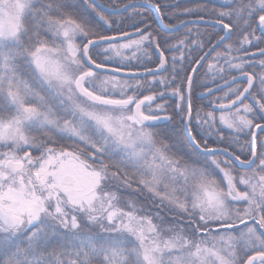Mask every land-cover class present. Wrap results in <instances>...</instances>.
Masks as SVG:
<instances>
[{
    "label": "rangeland",
    "instance_id": "374dc122",
    "mask_svg": "<svg viewBox=\"0 0 264 264\" xmlns=\"http://www.w3.org/2000/svg\"><path fill=\"white\" fill-rule=\"evenodd\" d=\"M32 1L0 0L2 263L17 264L11 255L5 256L6 239L37 224L41 218L58 228L73 230L86 221L99 231L127 233L139 243L145 264H213L216 259L213 255L217 256L220 251L217 249L230 247L239 236L245 240L254 237L252 227L197 240L186 233L188 229L202 232L213 224L226 225L250 215L256 209L251 178L248 174L242 175L240 183L244 188L236 187L233 170L225 168L223 171L222 168L227 177L224 187L202 173L180 171L177 163L155 145L148 124L136 116L134 104L111 106L95 103L79 94L75 82L88 72L90 76L84 81L88 91L105 99L129 100L128 96L117 98L114 94L127 91L126 81L115 77L117 75L88 69L82 49L91 38L77 24L55 22L51 40L46 41V45L38 50L24 47L20 40L22 17ZM146 43L147 39L139 35L97 46L94 53L103 63L111 65L117 56L147 55ZM27 69H30L29 76L22 74ZM235 93V96L239 94ZM229 100L223 97L220 102ZM134 101L136 104L141 100ZM44 104L46 110H42ZM154 109L143 114L155 117ZM62 110L63 118L59 115ZM36 123L85 141L90 132L101 135L104 145L113 144L143 168L152 200L138 202L135 196L120 195L119 189L131 188V185L96 160L101 149L93 141L87 143H91L96 156L91 152L77 160L54 146H43L38 154L23 153L25 147L31 146L26 137L27 128ZM13 163L22 166L16 168ZM66 174H73L75 182L64 184ZM181 188L191 196V201L179 197L176 190ZM246 201L248 204L241 212L236 203ZM161 205L187 215L189 226L185 227L178 219L167 220ZM248 244L263 245L258 239ZM220 255L223 258V254ZM254 264L264 262L259 260Z\"/></svg>",
    "mask_w": 264,
    "mask_h": 264
},
{
    "label": "trees",
    "instance_id": "16d2710c",
    "mask_svg": "<svg viewBox=\"0 0 264 264\" xmlns=\"http://www.w3.org/2000/svg\"><path fill=\"white\" fill-rule=\"evenodd\" d=\"M112 7L122 6L133 0H100ZM160 7L163 21L175 25L186 18L201 17L223 21L229 24L233 33L228 41L219 46L198 70L192 85L191 131L197 142L203 147H223L229 149L241 159L252 156V135L256 125L264 122V30L260 19L264 16V0H148ZM102 16H99V14ZM55 22H72L84 29L87 37H99L135 29L143 32L140 37L147 39V55L138 53L134 57H115L111 65L128 69L155 67L159 63L157 47L167 56L169 69L162 74L139 78L119 77L126 81L127 91L114 92L117 98L148 99L143 111L155 108V117H164L163 122L148 125L156 146L165 155L177 163L180 171L201 173L215 180L220 186H226L225 168L233 170V182L236 187L244 188L240 177L248 174L256 195V209L250 215H243L237 221L197 232L188 229L186 233L195 240L208 235H219L254 228V237L234 239L226 249L220 248L213 255V264H246L249 259L260 254L264 262V131L257 137V160L252 168L244 169L224 154L205 155L197 151L185 134L187 117L186 91L193 67L206 52L224 34L222 27L211 24H190L176 32L163 30L155 11L148 7H133L123 13L110 14L100 10L90 0H33L22 17L23 30L20 40L24 47L38 50L46 41H50L51 30ZM128 42V41H125ZM92 57L103 63L96 53ZM30 69L22 74L30 75ZM250 72L256 77L253 90L255 101L247 99L235 109L216 111L213 104L226 97L231 100L235 92L240 93L245 82L237 83L227 90L207 98L199 93L212 85L220 83L238 73ZM46 104L42 110H46ZM62 118L65 112L59 114ZM69 116V113L66 114ZM237 118L240 121L236 120ZM28 141L23 153L38 154L44 146L63 149L77 160L82 156L96 152L91 143L97 144L101 152L97 161L105 164L121 180L128 182L131 188L119 189L120 195H131L138 202L152 200L147 189L146 174L141 166L130 157L117 150L114 145H104L101 135L89 133L88 141L80 140L59 132L57 129L38 125L27 128ZM40 148V149H39ZM223 168V171L221 170ZM179 185V184H178ZM180 186V185H179ZM180 198L191 201L186 190L177 189ZM178 197V198H179ZM246 202L236 203L244 211ZM159 208V206H158ZM166 219L189 226L187 215L166 205L160 206ZM191 232V233H190ZM89 226L84 221L77 229H64L51 226L41 218L37 224L9 236L6 239V254L11 255L17 264H145L142 260L139 243L127 233L113 234ZM258 239L262 246H249L250 240ZM217 251L215 250L216 254ZM220 253L223 254L221 258ZM3 257V256H2ZM220 258V259H219ZM9 259V258H7ZM6 260H3V262ZM0 264L2 259L0 258ZM5 264V263H4Z\"/></svg>",
    "mask_w": 264,
    "mask_h": 264
},
{
    "label": "water",
    "instance_id": "95a60500",
    "mask_svg": "<svg viewBox=\"0 0 264 264\" xmlns=\"http://www.w3.org/2000/svg\"><path fill=\"white\" fill-rule=\"evenodd\" d=\"M90 1L95 6H97L99 9L107 13H112V14L123 13L133 7L151 8L155 11L157 20L161 28L167 32H176L190 24H201V23L216 25L224 29V34L222 35V37H220L215 43H213L206 50V52L201 56V58L195 64L190 74L188 85H187V91H186L187 117L185 121V134L190 144L200 153L205 154V155L224 154L228 156L232 161H234L240 167L244 169L252 168L255 165L256 160H257V137L261 131H264V122L256 125L253 130V135H252L253 150H252V156L249 160L241 159L235 153L223 147H203L201 146L195 139L191 131V127H190V121H191V116H192L191 91H192V85H193L194 78L198 70L201 68L204 62L212 55V53L215 52L219 46H221L222 44H224L226 41L230 39L233 33L232 27L223 21L206 19V18H201V17L199 18L191 17L175 25H168L163 21L159 5L153 2H150L148 0H133V1H130L118 7H112V6L106 5L100 0H90ZM260 27L264 30V17L260 19ZM142 32L143 31L141 29H135V30H130L126 32H120L117 34H111V35H106V36H101V37H93L87 40V42L83 46V49H82L83 60L87 66L91 67L92 69L96 71L110 73L113 75L127 77V78H139V77H145L149 75H157V74L165 73L169 68V62H168L167 56L159 47L157 48V53L159 56L158 65H156L155 67H149V68H144V69H127V68L117 67L113 65L101 64L93 60V58L91 57V50L97 46H100L106 43H113V42L128 40L130 38L141 35ZM89 75H90L89 73H83L77 78L75 82V87L78 93L86 97L87 99L95 103L106 104V105H111V106H125V105L134 104L135 114L144 124L149 125V124H153L156 122H163L165 120L164 117L154 118V117H147L143 114L142 106L148 102V99L141 100L135 104L133 99H129V100L105 99V98L97 96L96 94L88 91L84 86V80L85 78L89 77ZM240 82L246 83L243 90L236 97H234L233 99L229 101L214 103L213 109L216 111H229V110L237 108L242 103H244L247 99L255 101V98L253 96V90L256 86V77L253 73H250V72L238 73L220 83L212 85L209 88L205 89L204 91L200 92L199 97L200 98L210 97L219 92L227 90L230 87ZM12 165L16 168H19L22 166L21 163H13ZM62 181L64 184L70 185L75 182V176L73 174H66ZM261 258H262L261 255H255L247 262V264H254L255 262L261 260Z\"/></svg>",
    "mask_w": 264,
    "mask_h": 264
},
{
    "label": "flooded vegetation",
    "instance_id": "af4514ba",
    "mask_svg": "<svg viewBox=\"0 0 264 264\" xmlns=\"http://www.w3.org/2000/svg\"><path fill=\"white\" fill-rule=\"evenodd\" d=\"M97 48V47H96ZM96 48H93L92 50H91V54L93 53V52H96ZM88 67V69H92L91 67H89V66H87Z\"/></svg>",
    "mask_w": 264,
    "mask_h": 264
}]
</instances>
